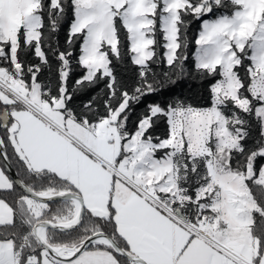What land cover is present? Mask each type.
I'll return each mask as SVG.
<instances>
[{"label": "snow or ice", "instance_id": "6c2138e0", "mask_svg": "<svg viewBox=\"0 0 264 264\" xmlns=\"http://www.w3.org/2000/svg\"><path fill=\"white\" fill-rule=\"evenodd\" d=\"M0 105V264H264V0H0Z\"/></svg>", "mask_w": 264, "mask_h": 264}, {"label": "trees", "instance_id": "16d2710c", "mask_svg": "<svg viewBox=\"0 0 264 264\" xmlns=\"http://www.w3.org/2000/svg\"><path fill=\"white\" fill-rule=\"evenodd\" d=\"M72 13L71 10L68 11L66 16V22L63 23L60 31H59V41L61 46L63 47L64 41L67 36V30L70 23V17ZM199 27V22H195L192 24L190 30H189V38L193 39L194 35ZM162 40V38H161ZM164 49L162 47L158 48V52L162 55ZM194 51V45L189 46V60L185 62V66L190 71L193 69V60L191 56V52ZM155 71L157 73H163L165 71H168V66L166 64H160V65H154L153 66ZM241 73H243V69L240 70ZM119 72L122 79L126 80L130 84L134 82L135 79H138L137 72L138 69L136 66L131 65L130 60L126 56L124 61L121 62L119 66ZM159 78H163L162 75ZM218 78V77H217ZM175 79V77H174ZM214 80L212 79H204L201 81L200 79L196 78H189L185 77L182 79H178L177 82L172 85L168 84L163 89H161L157 94L153 96L145 97L144 101L138 105L135 106V112L140 113L145 109V105L149 102H160L161 104H165L167 102H171L174 99H185L191 103H193L196 106H208L209 105V85L213 83ZM104 88V84L100 83L96 88L87 90L84 94L80 95L76 100L75 103L79 105L83 100L89 99L94 95H98L100 97H103V92L101 91ZM2 107V105H0ZM135 117H133V120ZM165 128V125L163 122H161L159 131L163 132ZM4 134L3 129H0V136ZM259 138V132L254 127L252 132V137L249 140V145H253L255 141ZM9 155L11 157V166L15 173L19 174V179L23 178L25 180H29V177L25 173L23 166L21 164L17 163V160L14 156L11 155L12 150L8 149ZM39 186V185H37ZM17 194H23L22 190L17 186L15 193H8V192H0V198H5L7 202L10 204H14L15 200L17 199ZM54 207V205H53ZM4 231H12V229H5L0 228V232ZM2 238V237H0Z\"/></svg>", "mask_w": 264, "mask_h": 264}, {"label": "water", "instance_id": "95a60500", "mask_svg": "<svg viewBox=\"0 0 264 264\" xmlns=\"http://www.w3.org/2000/svg\"><path fill=\"white\" fill-rule=\"evenodd\" d=\"M10 175L12 176L13 179H19V177L16 175L15 171L13 170L12 166L10 170Z\"/></svg>", "mask_w": 264, "mask_h": 264}]
</instances>
